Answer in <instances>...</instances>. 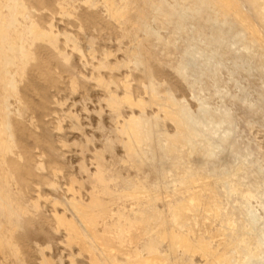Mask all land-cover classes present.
I'll list each match as a JSON object with an SVG mask.
<instances>
[{
  "label": "bare ground",
  "instance_id": "1",
  "mask_svg": "<svg viewBox=\"0 0 264 264\" xmlns=\"http://www.w3.org/2000/svg\"><path fill=\"white\" fill-rule=\"evenodd\" d=\"M55 14L76 29H55ZM103 32L130 43L121 59L96 54ZM80 40L90 76L76 67ZM176 45L187 58L174 64L160 51ZM238 49L259 53L256 68L264 62V0H0V264H55L44 250L56 241L71 264H264V142L255 139L254 150L237 138L232 111L205 96ZM162 63L196 109L174 95L179 85L155 75ZM123 70L131 77L118 81ZM91 80L103 93L94 112L100 146L90 165L79 160V177L69 176L71 194L43 210L35 185L54 187L52 174L63 171L49 126L69 119L85 137L81 148L94 138L77 111L52 124L43 118L46 89L85 91Z\"/></svg>",
  "mask_w": 264,
  "mask_h": 264
},
{
  "label": "rangeland",
  "instance_id": "2",
  "mask_svg": "<svg viewBox=\"0 0 264 264\" xmlns=\"http://www.w3.org/2000/svg\"><path fill=\"white\" fill-rule=\"evenodd\" d=\"M51 21L53 22L55 29L61 31H72L76 29V24L70 18L60 16L59 14H55ZM103 34V38L96 42V54H100L106 49L113 54L109 56L111 62L113 60L121 59L124 50L129 47L130 43L122 38L117 32H103ZM80 43L84 56L82 58L80 57L81 59L77 56L74 58L77 61L76 67L77 70L84 73L85 76H90L94 71L91 66L92 61L88 60V47L83 40H80ZM166 53L172 55V62L174 64L184 62L183 60L187 58V56L181 53V46L179 45L162 50V53L160 51L161 55ZM261 58L262 57H260L258 52L248 54L244 49L228 52L223 59V64L217 71L220 81L217 84L209 86L208 92H205L206 99L210 106L213 107L217 102H220L221 108L226 107L232 111L234 115L233 128L235 129L236 137L242 138L243 141L248 143L249 147L254 150L256 149L257 139L260 142H264V108H257V106L263 104L261 102L262 96L264 98V62L259 65V69L255 67L256 65L258 66ZM218 59L219 55L215 54L212 62L218 61ZM101 72H103V70ZM128 74L129 72L126 70L121 71L118 75V81L130 78L131 76ZM155 75L158 78L166 79L170 83L179 85L178 88L175 87L172 89L174 95L178 99H185L191 109H196L198 101L192 97L189 89L185 87L182 78L168 65L163 63L160 64L159 67L155 69ZM104 76L109 78L107 73H105ZM134 79H138V83L140 84H145V81L141 76H135ZM206 81L209 82L210 80L206 79ZM45 93L51 106V110L46 112L43 116L45 120L52 124V122L56 120L64 110L67 111L71 109L79 113L85 134L90 135L91 133L94 136L92 143L90 141L87 143L86 148H81V146L85 144V137L83 134H80L79 131L72 128L69 119H61V128L59 130L55 127L49 126L48 137L53 144L52 153L57 160L62 163L63 171L61 174L59 171L52 174L51 178L55 184L54 187H48L45 184L37 183L32 193L34 195L40 194L39 205L41 209L52 210L51 205H53V202L50 200L54 201L71 194V191L68 190V178L69 176H80L77 169V163L79 160L84 159L89 164V161L93 158V149L100 146V139L103 131L97 126L94 112L95 109L100 108L99 105L102 106L100 98L103 97V93L100 88L94 84L93 80L87 83V89L85 91L81 88L75 91L48 88ZM140 94L145 96L143 92ZM218 94H220V96H218ZM82 104L86 105V111L81 108ZM102 110V114L105 115L104 123L108 126L110 123L107 113L108 111L104 109ZM232 138H228L230 139L228 141L230 142ZM41 149L40 146H35V150L39 151ZM244 152L245 150L242 149L241 153ZM118 153L121 154L120 151H118ZM229 156H231V154L229 155L228 150L221 154V158L226 160L230 159ZM191 158H194V155ZM130 172L132 173L134 170L131 168ZM263 178L264 176H260L261 181H264ZM253 203H255V201H253ZM57 204L55 207L61 212L62 205ZM254 205L256 206V204ZM257 210L261 215L264 214V211L261 208L257 207ZM56 233L62 237V229H59ZM55 244L57 247L56 250L45 249L44 253L52 256L55 264H71L68 261L66 253L68 247L64 246L63 243L59 241H56ZM197 257L198 256H196V258ZM78 259L84 262L83 257L78 256ZM37 264L43 263H39L38 261Z\"/></svg>",
  "mask_w": 264,
  "mask_h": 264
}]
</instances>
